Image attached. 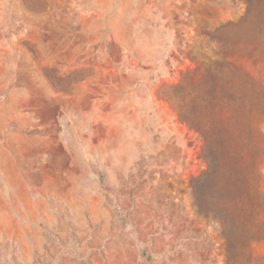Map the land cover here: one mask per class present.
I'll return each mask as SVG.
<instances>
[{"label":"rangeland","instance_id":"rangeland-1","mask_svg":"<svg viewBox=\"0 0 264 264\" xmlns=\"http://www.w3.org/2000/svg\"><path fill=\"white\" fill-rule=\"evenodd\" d=\"M0 264H264V0H0Z\"/></svg>","mask_w":264,"mask_h":264}]
</instances>
